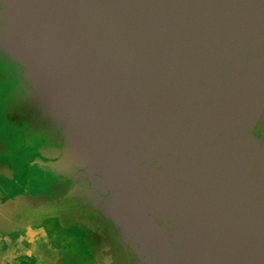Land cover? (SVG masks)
Here are the masks:
<instances>
[{"label":"water","instance_id":"95a60500","mask_svg":"<svg viewBox=\"0 0 264 264\" xmlns=\"http://www.w3.org/2000/svg\"><path fill=\"white\" fill-rule=\"evenodd\" d=\"M0 51L91 182L98 264H264V0H0Z\"/></svg>","mask_w":264,"mask_h":264},{"label":"flooded vegetation","instance_id":"af4514ba","mask_svg":"<svg viewBox=\"0 0 264 264\" xmlns=\"http://www.w3.org/2000/svg\"><path fill=\"white\" fill-rule=\"evenodd\" d=\"M1 67L14 70L22 81L21 85H28L24 79L25 68L2 51ZM26 87L27 99H22L21 103L28 109V114H32L30 125L34 132L27 138L40 141L36 150L38 167L53 172L57 181L51 183L50 190L45 193L12 187L9 181L15 178V173L9 165L0 163L10 170V174L0 173V203L17 196L33 198L15 206L0 221V264H98L95 259L97 245L86 228L92 217L100 218L91 210L92 200L84 197L86 191L93 190L91 182L87 177L77 176L84 172L83 169H77L73 174L56 165L60 157L54 149L61 150L64 146L60 128L30 98ZM43 125L48 126L47 132L41 127ZM57 225L63 229H55ZM70 227L78 228L79 234L68 236L66 231Z\"/></svg>","mask_w":264,"mask_h":264},{"label":"trees","instance_id":"16d2710c","mask_svg":"<svg viewBox=\"0 0 264 264\" xmlns=\"http://www.w3.org/2000/svg\"><path fill=\"white\" fill-rule=\"evenodd\" d=\"M21 82L14 70L11 71L9 68L4 69V67L0 68V89L4 86H7L9 89L8 93L0 100V117L3 121L0 127V163L9 165L14 171L15 178L9 181L12 187L22 188L28 192L45 193L50 190L49 185L57 181V177L53 172H48L38 167V163L36 162V150L41 143L35 144V141H29L27 138L29 134L34 132L30 125L32 114L29 115L28 109L22 107L21 100L27 99L24 89L27 85H21ZM23 82L25 84L24 80ZM4 83H9V85H3ZM43 126L41 127L45 131L49 130L48 126ZM56 129L57 131L59 130L57 126ZM26 144L32 153L28 157L23 156V158L20 156V150ZM18 145H22V147L19 149ZM16 157L18 162L20 160L21 163L15 162ZM17 164L19 168H16L15 165ZM30 183L38 184V187L34 186L36 190L33 189ZM54 228L63 229L61 225L54 226ZM66 232L68 236L79 234L78 228L75 227H70Z\"/></svg>","mask_w":264,"mask_h":264},{"label":"rangeland","instance_id":"374dc122","mask_svg":"<svg viewBox=\"0 0 264 264\" xmlns=\"http://www.w3.org/2000/svg\"><path fill=\"white\" fill-rule=\"evenodd\" d=\"M3 85H9V83H7V84H3ZM8 91H9V89H8V87L7 86H4L3 88H1L0 89V100H1V98L4 96V95H6L7 93H8ZM0 114H1V112H0ZM2 123H3V121H2V119H1V117H0V127H1V125H2ZM39 140H35V144H39ZM33 145V144H32ZM22 147V145H18V148L20 149ZM20 156L21 157H28V156H30L29 154H31L32 152H31V149L28 147V145L26 144L25 145V147L23 146V149H21L20 150ZM23 157V158H24ZM19 159H21V158H19ZM15 162L16 163H21V161L19 160V162H18V159H17V157H16V160H15ZM15 165L16 166V168H19V165ZM22 165V164H21ZM30 185H32V187H33V189L34 190H36V187H38V184L37 183H30ZM34 186H36V187H34Z\"/></svg>","mask_w":264,"mask_h":264}]
</instances>
